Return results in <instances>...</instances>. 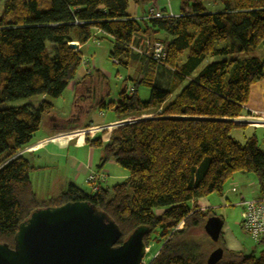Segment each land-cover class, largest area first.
Returning a JSON list of instances; mask_svg holds the SVG:
<instances>
[{
	"label": "trees",
	"instance_id": "16d2710c",
	"mask_svg": "<svg viewBox=\"0 0 264 264\" xmlns=\"http://www.w3.org/2000/svg\"><path fill=\"white\" fill-rule=\"evenodd\" d=\"M130 1L142 18L129 13L128 0H2L0 104L33 96L59 99L81 65L78 46L99 30V38L111 44L112 63L140 64L130 78L133 91L124 86L115 102L98 109H112L117 121L153 117L113 129L105 143L86 139L101 149L98 168L112 161L127 172L121 183L89 193L70 184L39 200L31 166L18 153L32 143L53 105L0 109V243L11 248L18 225L34 210L87 202L118 226V244L137 227L148 228L146 248L156 242L159 249L147 264H206L208 255L188 240L204 233L215 215L200 211L197 202L221 196L237 173L255 176L264 199V151L254 135L244 144L231 137L244 128L232 120L246 114L250 88L264 80V59L209 61L253 52L264 43V0H180L178 16L159 11L164 17L153 19L148 11L154 0ZM208 3L221 10L211 13ZM142 36L166 45L162 62L132 49L145 50ZM159 70L171 75L167 88L154 82ZM140 87L149 89L148 100L138 97ZM216 243L223 251L217 264H264V241L249 254L226 250L221 233Z\"/></svg>",
	"mask_w": 264,
	"mask_h": 264
},
{
	"label": "crops",
	"instance_id": "0c3cea01",
	"mask_svg": "<svg viewBox=\"0 0 264 264\" xmlns=\"http://www.w3.org/2000/svg\"><path fill=\"white\" fill-rule=\"evenodd\" d=\"M207 8L211 13H215L221 10L220 6L209 3L207 5ZM154 9L160 11L156 7H154ZM143 15L145 14L143 13ZM135 16L136 15H133L134 18H136ZM102 35L104 34L99 33L97 30H95L92 38L88 42H86L82 46H78V50L81 53V65L83 66V69L80 72H78L77 70L74 81L70 82L66 91L64 92V95L61 96V98L67 97L69 99V102L70 100H72L70 114L65 118H63L62 116H58L53 112L54 104L52 103V100L44 96H40V103L42 101H48L53 105V108L50 114L44 116L40 129L35 134L32 143H30L18 153V155L23 156V158H25L31 166L29 179L32 190L39 200H46L50 197L57 196L58 194L64 192L70 184L86 193H89V191L87 192L85 190L86 188H88L85 184V179L90 173H98L100 174V176H103V180L100 184V187L102 188H109V183L114 178L116 180L119 178L121 179V181H123L127 177V175L120 173L115 168H111V170L113 169V171L119 176H110L111 173L107 168L106 170L104 167L98 168L102 157V152L99 149L90 147L86 143V139H99L102 143H105L108 141V134L110 133L104 136L96 133L95 136L91 138L84 136L82 137L81 134L79 136L76 133L81 127L99 126L92 125L91 122L88 121L86 114H88L89 110L98 108L101 103L105 104V98L109 94V82L106 77L105 71L102 70V59H99V57L101 56V54L99 56V52L101 50L97 49H100L103 42L107 43L109 46L107 51L109 58L111 44L109 41L101 39ZM141 39L149 40L148 37L143 36L141 37ZM88 48L93 49L94 51L97 50V52L93 51V56L90 57L88 56L90 54L87 53L88 55H85L84 59L83 50ZM263 52H261V54ZM109 60L111 59L109 58ZM139 64L140 63L137 62L136 64H129L125 68L120 67L124 70L125 73L124 81H128L129 83H131L130 78L134 77L135 71L137 70V66ZM159 72L160 70L157 73V75H159L157 77V81L160 83L166 81L165 78L167 73L165 71H162L159 74ZM263 92L264 80L257 82L250 88L248 102L244 106V111L246 113L249 111L264 112ZM99 115L101 117H104V113L101 112V110L99 112ZM115 122H117V120L113 115L112 119H110L107 123L113 124ZM247 129L257 128L248 127ZM46 138L53 139L49 140L45 145L38 149H30V146L35 144L37 141ZM232 191L234 192L236 190L233 188ZM218 197L222 198L223 205L229 204V200L224 195V191L222 195ZM244 199V197L240 196L239 200L234 205L235 207L240 208L239 226L243 233L246 235L241 227L242 207L240 206V203ZM197 207L200 211L215 210V204H213L211 200H207L206 198L200 199L197 202ZM226 233L227 232L225 231L224 226H222L221 236L226 250L248 254L244 252L243 246L234 237H232L231 235L227 237Z\"/></svg>",
	"mask_w": 264,
	"mask_h": 264
},
{
	"label": "water",
	"instance_id": "95a60500",
	"mask_svg": "<svg viewBox=\"0 0 264 264\" xmlns=\"http://www.w3.org/2000/svg\"><path fill=\"white\" fill-rule=\"evenodd\" d=\"M69 47L75 50L77 45ZM222 226V220L212 216L203 230L216 243ZM148 232L147 227L139 226L118 244V226L87 202L40 208L18 225L11 248L0 243V264H141ZM222 255V249L216 248L206 264H217Z\"/></svg>",
	"mask_w": 264,
	"mask_h": 264
},
{
	"label": "rangeland",
	"instance_id": "374dc122",
	"mask_svg": "<svg viewBox=\"0 0 264 264\" xmlns=\"http://www.w3.org/2000/svg\"><path fill=\"white\" fill-rule=\"evenodd\" d=\"M152 6L158 8L160 11H165V13L169 16H178L179 11H180V0H154ZM128 11L129 13L136 15L135 16L136 19H140L143 15L142 10L138 7H135L130 0H128ZM1 12H2V0H0V15H1ZM154 40L149 39L150 43H153ZM48 47H50L51 49L52 45L48 44ZM108 48H109L108 44L103 42L100 49H97V50H101L99 52V56L101 54L99 59H102L101 61L102 70L105 71L106 77L109 82V86H108L109 94L105 98V104L109 102H115V100L118 98L119 91L124 86L129 88V86L131 85V83H129L128 81H124V78H125L124 70L120 68V66L113 64L112 60H109L108 54H107ZM97 50L94 51L93 49H89V48L84 49L83 50L84 59H85V55L90 54L88 55L89 57L93 56L92 54L93 51L97 52ZM263 50H264V43H262L253 52L242 53L238 55H230V56H225V57L210 58L209 61L229 60L232 58L244 59V58H249V57H259L261 59H264ZM261 52L263 53L261 54ZM82 69H83V66L81 65L78 68V72L82 71ZM158 76L159 75H155L154 82L157 81ZM169 76L171 75L166 74V78H165L166 82L163 81L159 83L161 87L167 88V85H168L167 83L168 81H170ZM184 85L185 83H182V86ZM149 93H150L149 89L145 87H140L137 90V95L142 101L148 100ZM39 101H40V96H33L27 99H22V100L0 104V109L18 107V106L25 105V104H30L33 107H37L40 103ZM52 103L54 104L53 112L56 113L58 116H62L63 118H65L70 114L72 100H70L69 102V99L67 97H62V98L60 97L59 99L52 100ZM94 109L89 110L88 114H86L88 121L91 122L92 125H99L101 127L109 125V123L107 122L110 119H112L114 115L112 109L101 110V112L104 113V117H101L99 115L100 110L98 108H94ZM149 117H153V115H149V116L144 115L138 118L147 119ZM86 128H90V127L89 126L81 127L79 130L86 129ZM247 128L248 127L234 129L231 132V137L235 139L236 141H238L239 143L244 144L246 139L254 134L257 140L258 147L262 151H264V129L263 128L247 129ZM111 131H108V130L100 131L98 132V134L104 136L110 133ZM32 150H35V149H32ZM110 165L113 167H111ZM103 167L105 168V170L107 168L110 171L111 173L110 176L111 175L119 176L117 173L113 171V169L111 170V168H115L120 173L127 175V172L125 170L115 165L112 161L107 162ZM114 179L110 181L109 187L122 182L121 179L119 178L117 180L116 179L114 180ZM233 188L236 190L235 192H232ZM85 190L87 192L88 191L90 192L89 187L86 188ZM224 195L229 200V204L227 205H223L222 198L218 197L217 195L212 194L206 198L207 200H211L213 204H215V210H213L214 215L222 219L224 229L227 232L226 233L227 237H229V235L234 237L243 246L244 252L249 254L255 251V253H257L259 251V247L256 246V244H254L249 239V237L246 236L243 233V231L240 229V226H239L240 208L235 207L234 205L239 200L240 196L244 197L245 200H257V199L262 198V195L259 192L257 179L252 174H240V173L234 174L233 178L230 181H228L224 186ZM182 226L183 224H179L176 230H180ZM199 233L200 234L196 235L195 237L189 238L188 243H190V245H192V243H195L196 246H200L199 248L202 251V253H206V256H207L213 250L218 248L219 243L212 242L209 238H207L204 235L202 231H200ZM158 249H159V245L156 242L150 243L148 248H146V253L143 257L141 264H147L155 256V253L157 252Z\"/></svg>",
	"mask_w": 264,
	"mask_h": 264
},
{
	"label": "built area",
	"instance_id": "2783aa9c",
	"mask_svg": "<svg viewBox=\"0 0 264 264\" xmlns=\"http://www.w3.org/2000/svg\"><path fill=\"white\" fill-rule=\"evenodd\" d=\"M148 18H162L164 17L159 11L150 9L148 11ZM99 33L101 31L97 30ZM144 39L143 44L145 46V50H139L134 47L132 49L139 54H143L147 57L152 58L157 63H160L164 60L166 56V45L159 41H154L150 43L149 40ZM113 64L116 65V62L113 61ZM128 92L133 91L132 86L126 89ZM142 118H126L123 120H119L113 124H109L106 126H97L90 127L82 130H78L77 135L80 134L84 137H93L96 133L100 131H111L119 126L125 125L127 123H132L134 121L140 120ZM232 122L239 127H251V128H263L264 129V112H255L249 111L244 115H241L232 120ZM53 138H46L43 140L37 141L35 144L30 146L32 149H38L45 145L49 140ZM103 178L98 173H90L86 179L85 184L89 187L91 192H96L99 189L100 183ZM242 207V221L241 227L249 237V239L254 244H259L264 241V199L257 200H243L240 203Z\"/></svg>",
	"mask_w": 264,
	"mask_h": 264
},
{
	"label": "bare ground",
	"instance_id": "6f19581e",
	"mask_svg": "<svg viewBox=\"0 0 264 264\" xmlns=\"http://www.w3.org/2000/svg\"><path fill=\"white\" fill-rule=\"evenodd\" d=\"M78 22V21H77ZM78 26V25H77ZM166 69V68H165ZM168 69V68H167ZM172 71V70H171ZM74 81V80H73ZM132 86V85H131ZM127 88V87H126ZM18 157V156H17ZM14 158V157H13ZM233 192V191H232ZM235 192V191H234ZM178 228V227H177Z\"/></svg>",
	"mask_w": 264,
	"mask_h": 264
}]
</instances>
